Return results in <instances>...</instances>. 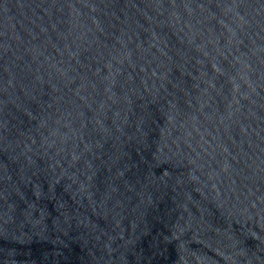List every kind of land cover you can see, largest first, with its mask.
Segmentation results:
<instances>
[{
	"label": "water",
	"instance_id": "water-1",
	"mask_svg": "<svg viewBox=\"0 0 264 264\" xmlns=\"http://www.w3.org/2000/svg\"><path fill=\"white\" fill-rule=\"evenodd\" d=\"M0 264H264V0H0Z\"/></svg>",
	"mask_w": 264,
	"mask_h": 264
}]
</instances>
